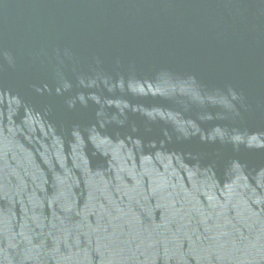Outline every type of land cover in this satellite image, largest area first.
Wrapping results in <instances>:
<instances>
[{
    "label": "water",
    "instance_id": "1",
    "mask_svg": "<svg viewBox=\"0 0 264 264\" xmlns=\"http://www.w3.org/2000/svg\"><path fill=\"white\" fill-rule=\"evenodd\" d=\"M0 264H264V0H0Z\"/></svg>",
    "mask_w": 264,
    "mask_h": 264
}]
</instances>
